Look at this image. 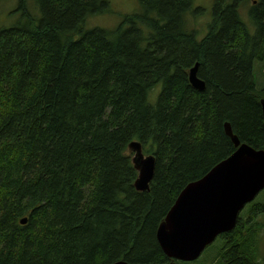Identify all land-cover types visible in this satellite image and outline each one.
I'll return each mask as SVG.
<instances>
[{
	"label": "trees",
	"instance_id": "16d2710c",
	"mask_svg": "<svg viewBox=\"0 0 264 264\" xmlns=\"http://www.w3.org/2000/svg\"><path fill=\"white\" fill-rule=\"evenodd\" d=\"M33 1L39 14L20 0L17 25L0 30V264L172 262L158 229L186 186L235 153L225 124L264 151V0H243L255 36L241 0H215L200 39L195 0H138L113 31L84 29L108 0ZM197 63L203 92L189 79ZM132 143L156 159L147 192ZM261 219L264 196L207 264H264Z\"/></svg>",
	"mask_w": 264,
	"mask_h": 264
},
{
	"label": "water",
	"instance_id": "95a60500",
	"mask_svg": "<svg viewBox=\"0 0 264 264\" xmlns=\"http://www.w3.org/2000/svg\"><path fill=\"white\" fill-rule=\"evenodd\" d=\"M199 63L189 72L191 85L204 90L198 78ZM264 114V99L262 100ZM226 135L237 150L199 181L179 195L175 205L157 232L158 242L168 264L195 262L218 237L234 231L240 213L264 191V151L241 144L231 125L225 124ZM133 163L139 176L134 184L140 192L150 190L155 173V156H145L140 143H132ZM28 219L22 221L26 225ZM115 264H129L119 261Z\"/></svg>",
	"mask_w": 264,
	"mask_h": 264
},
{
	"label": "rangeland",
	"instance_id": "374dc122",
	"mask_svg": "<svg viewBox=\"0 0 264 264\" xmlns=\"http://www.w3.org/2000/svg\"><path fill=\"white\" fill-rule=\"evenodd\" d=\"M20 0H0V30L10 28L20 19V12L17 11ZM109 1V10L103 14L94 15L87 19L84 29L86 31L101 29L106 31H113L118 26H120L126 17L130 16L139 11L140 5L138 0H108ZM225 5L231 4L232 0H224ZM215 0H195L194 8L201 9L202 12L191 16H187L188 27L190 24L191 30L194 31L195 28L198 29L197 37L200 39L206 36L209 32L208 25L211 24L212 19V6H214ZM251 3L249 1L244 2L241 0L237 7V12L239 18L244 22L247 27L248 34L250 36H254L256 33V25L253 23V17L250 13ZM28 8L31 12L35 14H39L38 8L34 5L33 0H28ZM195 9V10H196ZM191 20H194V24ZM254 78L256 79L257 89L261 92L264 91V59L258 60L255 64V73ZM161 85L156 86L153 90L149 92L148 99L150 104L155 105L157 99L160 96ZM264 196V191L258 196V199ZM254 204V203H252ZM247 205L246 209L240 213L241 217H245L247 215L249 207L252 205ZM167 218V217H166ZM166 220V219H165ZM264 222L263 219L260 220ZM260 238L261 247L260 252L264 257V231L262 232ZM224 240L222 238H218L213 247H210L209 250L206 249L202 257L198 260L199 264H207V261L216 254V250L220 248ZM169 258V257H168ZM170 259V258H169ZM172 260V259H170ZM174 262V260H172ZM197 262V261H196ZM170 263V262H169ZM187 263V262H181ZM195 263V262H193Z\"/></svg>",
	"mask_w": 264,
	"mask_h": 264
},
{
	"label": "flooded vegetation",
	"instance_id": "af4514ba",
	"mask_svg": "<svg viewBox=\"0 0 264 264\" xmlns=\"http://www.w3.org/2000/svg\"><path fill=\"white\" fill-rule=\"evenodd\" d=\"M253 23H255V22H253ZM256 33H257V29H256ZM256 33H255V35H256ZM255 35H254V36H255Z\"/></svg>",
	"mask_w": 264,
	"mask_h": 264
}]
</instances>
